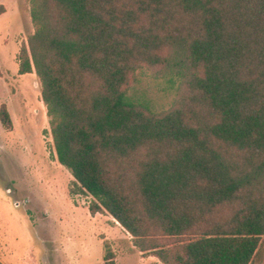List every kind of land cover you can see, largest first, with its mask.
Instances as JSON below:
<instances>
[{
  "label": "trees",
  "instance_id": "obj_1",
  "mask_svg": "<svg viewBox=\"0 0 264 264\" xmlns=\"http://www.w3.org/2000/svg\"><path fill=\"white\" fill-rule=\"evenodd\" d=\"M30 18L17 72L40 81L70 194L161 264H256L264 0H30ZM142 70L174 87L168 109L130 97Z\"/></svg>",
  "mask_w": 264,
  "mask_h": 264
},
{
  "label": "rangeland",
  "instance_id": "obj_2",
  "mask_svg": "<svg viewBox=\"0 0 264 264\" xmlns=\"http://www.w3.org/2000/svg\"><path fill=\"white\" fill-rule=\"evenodd\" d=\"M0 264H103L106 246L116 264H161L142 255L108 214L91 216L90 197L72 195L70 171L57 161L50 118L34 74H18L21 45L33 33L30 0H0ZM129 95L154 111L168 109L174 87L151 72L137 73ZM264 264V237L256 264Z\"/></svg>",
  "mask_w": 264,
  "mask_h": 264
}]
</instances>
